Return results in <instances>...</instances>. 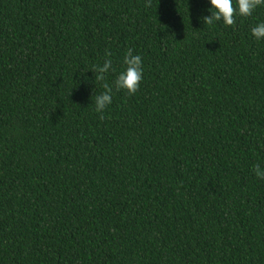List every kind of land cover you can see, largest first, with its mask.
<instances>
[{"label":"trees","instance_id":"trees-1","mask_svg":"<svg viewBox=\"0 0 264 264\" xmlns=\"http://www.w3.org/2000/svg\"><path fill=\"white\" fill-rule=\"evenodd\" d=\"M207 7L0 0V264H264V6L232 26Z\"/></svg>","mask_w":264,"mask_h":264},{"label":"clouds","instance_id":"clouds-1","mask_svg":"<svg viewBox=\"0 0 264 264\" xmlns=\"http://www.w3.org/2000/svg\"><path fill=\"white\" fill-rule=\"evenodd\" d=\"M207 13L201 18L206 25H213L217 22H222L225 26L235 24L237 16L248 17L260 6H264V0H207ZM252 37L256 41H264V22L257 23L251 29ZM111 57V53L106 54ZM125 67L119 71L114 81L115 91H124L128 95H134L140 88L143 80L144 68L143 58L139 54H134L133 50L129 49L123 57ZM95 74V84L97 81H103L106 74L115 72L113 61L111 58H106L102 65H96L90 69ZM87 72V71H86ZM84 75L86 81L89 78ZM104 91L97 93L94 89V95L91 97L92 104L95 107L96 113L100 115V119H104V112L113 103V87L104 84ZM254 175L264 180V167L257 164L254 169Z\"/></svg>","mask_w":264,"mask_h":264}]
</instances>
